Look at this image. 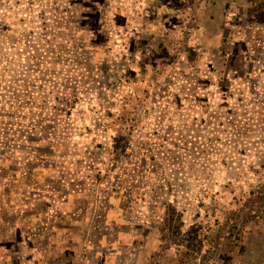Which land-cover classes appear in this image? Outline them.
<instances>
[{
  "label": "rangeland",
  "instance_id": "374dc122",
  "mask_svg": "<svg viewBox=\"0 0 264 264\" xmlns=\"http://www.w3.org/2000/svg\"><path fill=\"white\" fill-rule=\"evenodd\" d=\"M190 1L0 0V264H264V30L139 29Z\"/></svg>",
  "mask_w": 264,
  "mask_h": 264
},
{
  "label": "crops",
  "instance_id": "0c3cea01",
  "mask_svg": "<svg viewBox=\"0 0 264 264\" xmlns=\"http://www.w3.org/2000/svg\"><path fill=\"white\" fill-rule=\"evenodd\" d=\"M214 1L193 0L189 2V5H186L187 9L172 8L173 6L165 7L163 5L164 15L155 22V27L147 21L148 24L140 26L139 29H194L195 32L204 33L205 40L210 35L211 38L212 36H221L222 39L225 38L228 42L230 41V35L243 32L244 29L264 30V0H221L222 3L227 4L224 9H220L218 6V9L215 8ZM169 8H172V10ZM140 11L142 12V9ZM151 13L153 11L147 10L143 14L149 16ZM168 17L171 21L167 20ZM165 19L168 22H165ZM85 237L86 240L82 243L81 241H68L62 244L60 249L52 246L54 243L50 241V248L40 252L38 257L35 255V259H32L31 264H40V257L49 264H59L64 259H67L69 264H92L91 261H94L93 264H104L103 260L107 254L102 251V241L95 243L96 246L93 245V251H88V248L90 249L88 235L85 234ZM89 252L91 253L90 256Z\"/></svg>",
  "mask_w": 264,
  "mask_h": 264
}]
</instances>
